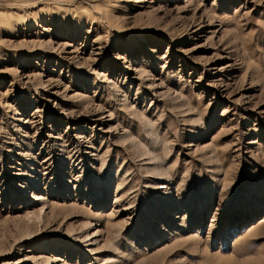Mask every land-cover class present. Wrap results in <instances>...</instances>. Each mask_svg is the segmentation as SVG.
<instances>
[{"label":"rangeland","instance_id":"374dc122","mask_svg":"<svg viewBox=\"0 0 264 264\" xmlns=\"http://www.w3.org/2000/svg\"><path fill=\"white\" fill-rule=\"evenodd\" d=\"M0 264H264V0H0Z\"/></svg>","mask_w":264,"mask_h":264}]
</instances>
